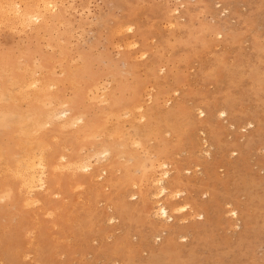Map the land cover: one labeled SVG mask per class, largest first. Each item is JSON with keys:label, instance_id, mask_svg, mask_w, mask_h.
<instances>
[{"label": "rangeland", "instance_id": "rangeland-1", "mask_svg": "<svg viewBox=\"0 0 264 264\" xmlns=\"http://www.w3.org/2000/svg\"><path fill=\"white\" fill-rule=\"evenodd\" d=\"M0 97V264H264V0H0Z\"/></svg>", "mask_w": 264, "mask_h": 264}, {"label": "bare ground", "instance_id": "bare-ground-1", "mask_svg": "<svg viewBox=\"0 0 264 264\" xmlns=\"http://www.w3.org/2000/svg\"><path fill=\"white\" fill-rule=\"evenodd\" d=\"M23 19V18H22ZM24 20V19H23ZM24 23V22H23ZM35 88V87H34ZM18 89V88H17ZM43 90V89H42ZM23 92V91H22ZM28 94V93H27ZM2 97H0V99H1ZM45 98V97H44ZM24 99V98H23ZM5 100V99H4ZM1 111V110H0ZM4 112V111H3ZM5 114V113H4ZM202 114H204V113H202ZM227 113H226V111H221V115H223V116H225ZM46 116V115H45ZM12 117V116H11ZM1 120V119H0ZM25 120V119H24ZM38 121H40V119H38ZM37 121V122H38ZM46 121V120H45ZM69 121V120H68ZM36 122V121H35ZM25 123V122H24ZM40 123V122H39ZM46 123H47V121H46ZM29 124V123H28ZM2 125H4V123L2 124ZM16 125H18V124H16ZM35 125V124H34ZM48 125V124H47ZM26 126H27V124H26ZM31 126V125H30ZM45 126V125H44ZM21 127V126H20ZM27 128V127H26ZM21 129V128H20ZM43 129V128H42ZM33 130V129H32ZM37 131V130H36ZM97 132V131H96ZM30 134V133H29ZM33 135V134H32ZM20 140H22V139H20ZM19 141V140H18ZM56 142H58V141H56ZM26 140H25V145H26ZM31 144V143H30ZM21 145V144H20ZM19 145V146H20ZM23 146H24V143L22 144ZM29 145V144H28ZM22 146V147H23ZM30 146V145H29ZM46 148H47V146H46ZM53 148H56V144H55V146L53 147ZM45 153V152H44ZM63 157H64V155H62ZM42 157V156H41ZM26 158H27V155H26ZM35 159V158H34ZM25 161V160H24ZM27 161V160H26ZM29 162V161H28ZM39 162H41V161H39ZM42 162H44L43 161V157H42ZM41 162V163H42ZM40 164V163H39ZM44 164V163H43ZM69 164H71V163H69ZM81 164V163H80ZM23 165V164H22ZM28 165H29V163H28ZM82 165V164H81ZM24 166V165H23ZM45 166V165H44ZM55 166V165H54ZM27 167V166H26ZM33 168V167H32ZM40 168V167H39ZM44 168V167H43ZM59 168V167H58ZM41 169V168H40ZM16 170V169H15ZM45 170V169H44ZM44 170L42 171V172H44ZM27 171H28V169H27ZM169 171V170H168ZM30 173V172H29ZM28 173V174H29ZM37 173H38V171H37ZM15 174V173H14ZM25 174V173H24ZM33 175H34V173H32ZM32 174H30V176L29 177H31V175ZM27 175V174H26ZM38 175V174H37ZM26 177V176H25ZM34 177H36V176H34ZM41 177V176H40ZM45 177V176H44ZM43 177V178H44ZM22 178V177H21ZM25 180V179H24ZM35 180V185H36V183L38 182L36 179H34ZM42 181H44V179L43 180H41V184H43L42 183ZM32 182V181H31ZM28 183V182H27ZM45 183V182H44ZM28 185V184H27ZM29 185H30V183H29ZM34 185V186H35ZM33 186V185H32ZM25 187V186H24ZM28 187V186H27ZM30 187V190H28V191H31L32 190V188L33 187H31V186H29ZM29 187H28V189H29ZM162 190H165V187H163L162 186ZM29 195V194H28ZM31 201H33V200H31ZM159 202V201H158ZM159 208H156V209H158V213L161 215V216H163L164 217V219L167 221V219L168 218H170V217H172V214L169 212V209H168V207L165 205V204H163V203H160V205L158 206ZM231 214L232 215H234L235 217H238L237 216V211L235 210V209H232L231 210ZM171 220H172V218H171ZM157 236V235H156ZM11 245V242H10V244L9 245H6V247H8L9 248V246Z\"/></svg>", "mask_w": 264, "mask_h": 264}]
</instances>
